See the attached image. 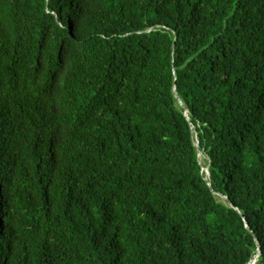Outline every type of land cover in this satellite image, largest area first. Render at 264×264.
Instances as JSON below:
<instances>
[{
    "label": "trees",
    "instance_id": "16d2710c",
    "mask_svg": "<svg viewBox=\"0 0 264 264\" xmlns=\"http://www.w3.org/2000/svg\"><path fill=\"white\" fill-rule=\"evenodd\" d=\"M254 259L264 0H0V264Z\"/></svg>",
    "mask_w": 264,
    "mask_h": 264
},
{
    "label": "rangeland",
    "instance_id": "374dc122",
    "mask_svg": "<svg viewBox=\"0 0 264 264\" xmlns=\"http://www.w3.org/2000/svg\"><path fill=\"white\" fill-rule=\"evenodd\" d=\"M200 162L203 164L204 163V160L202 157H200Z\"/></svg>",
    "mask_w": 264,
    "mask_h": 264
},
{
    "label": "water",
    "instance_id": "95a60500",
    "mask_svg": "<svg viewBox=\"0 0 264 264\" xmlns=\"http://www.w3.org/2000/svg\"><path fill=\"white\" fill-rule=\"evenodd\" d=\"M257 257V256H256ZM256 259V258H255ZM255 259L250 263V264H254V262H255Z\"/></svg>",
    "mask_w": 264,
    "mask_h": 264
}]
</instances>
